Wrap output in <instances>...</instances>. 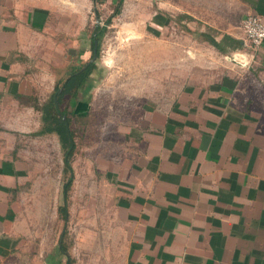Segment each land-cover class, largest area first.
Returning a JSON list of instances; mask_svg holds the SVG:
<instances>
[{"label": "crops", "instance_id": "crops-1", "mask_svg": "<svg viewBox=\"0 0 264 264\" xmlns=\"http://www.w3.org/2000/svg\"><path fill=\"white\" fill-rule=\"evenodd\" d=\"M195 2L180 22L191 28L194 19L213 49L249 63L225 62L220 76L185 86L131 129L130 148L101 179L114 217L100 223L94 249L83 223L84 257L69 245V228L67 245L61 235L46 246L20 203V174L0 136V264H264V41L251 46L241 27L249 13L264 22V0ZM27 16L0 0V119L26 96L18 54ZM43 18L31 9L32 24Z\"/></svg>", "mask_w": 264, "mask_h": 264}, {"label": "rangeland", "instance_id": "rangeland-1", "mask_svg": "<svg viewBox=\"0 0 264 264\" xmlns=\"http://www.w3.org/2000/svg\"><path fill=\"white\" fill-rule=\"evenodd\" d=\"M13 1L28 15L18 54L26 96L20 109L11 105L8 116L0 119V136L10 146L20 174V203L27 206L33 225L41 226L46 246L61 235L67 245L69 228V245L74 242L75 253L84 257L89 247L84 244L88 236L83 223L91 228L94 249L102 242L100 223L114 217L111 187L101 179L113 173L130 148L131 129L141 125L147 112L169 108L185 86L220 76L225 62L250 60L213 49L195 32L200 23L194 19L187 20L191 28L180 22L184 8L195 11L196 0H123L117 15L115 0ZM35 7L44 14L37 25L29 20ZM98 30L97 55L92 59V37ZM206 31L215 34L211 27ZM91 61L93 71L77 97L65 96L60 106L73 131L68 172L67 151L57 134L38 133L43 126L41 108L73 68ZM69 176L72 182L64 201L62 188ZM100 191L107 192L106 199ZM64 203L66 221L59 211Z\"/></svg>", "mask_w": 264, "mask_h": 264}, {"label": "trees", "instance_id": "trees-1", "mask_svg": "<svg viewBox=\"0 0 264 264\" xmlns=\"http://www.w3.org/2000/svg\"><path fill=\"white\" fill-rule=\"evenodd\" d=\"M114 1V0H113ZM123 0H115L114 13L113 15H117L120 13L121 5ZM100 30L95 33L92 37V47H94V42L97 40V37L100 35ZM212 42V41H211ZM98 47L96 45V53ZM93 55V54H92ZM94 62H87L84 64L82 68H73L68 77L62 82L60 86L55 87V92L50 96V98L42 105L41 108V119L43 121V126L39 130V134L46 133H56L61 146L66 149V156L64 159L65 170L70 172L71 167L69 165V159L72 155L74 149V143L72 140L73 131L70 129V119L65 112H63L60 108L63 103V99L65 96H69L71 98L77 97L79 90L84 86L87 81L89 75L93 71ZM75 118H81L82 115H78L77 113H73ZM66 117V119L63 118ZM72 179L69 176L65 181L62 194L64 201L67 199L68 190L70 188ZM59 211L62 213V217L64 221H66L67 214V206L64 203L59 207ZM65 246V245H64ZM64 246L62 249L64 250Z\"/></svg>", "mask_w": 264, "mask_h": 264}, {"label": "built area", "instance_id": "built-area-1", "mask_svg": "<svg viewBox=\"0 0 264 264\" xmlns=\"http://www.w3.org/2000/svg\"><path fill=\"white\" fill-rule=\"evenodd\" d=\"M241 27L246 40L251 46L257 48L263 43L264 22L258 14H247L246 17L242 20Z\"/></svg>", "mask_w": 264, "mask_h": 264}, {"label": "water", "instance_id": "water-1", "mask_svg": "<svg viewBox=\"0 0 264 264\" xmlns=\"http://www.w3.org/2000/svg\"><path fill=\"white\" fill-rule=\"evenodd\" d=\"M96 45H97V42L95 41L94 42V47H93V56H92V59L96 57L97 53H96ZM64 119H66L65 116H63Z\"/></svg>", "mask_w": 264, "mask_h": 264}]
</instances>
